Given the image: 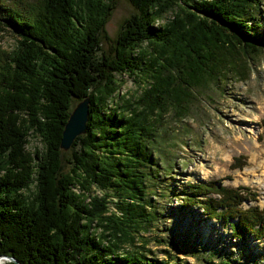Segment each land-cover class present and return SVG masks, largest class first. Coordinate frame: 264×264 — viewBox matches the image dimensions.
<instances>
[{
  "label": "trees",
  "instance_id": "16d2710c",
  "mask_svg": "<svg viewBox=\"0 0 264 264\" xmlns=\"http://www.w3.org/2000/svg\"><path fill=\"white\" fill-rule=\"evenodd\" d=\"M126 2L134 13L105 49L116 0H0V35L15 37L11 51L0 48V256L16 262L4 264H170L135 244L157 221L163 120L187 116L210 81L247 78L264 45L256 31L264 8L260 0ZM122 75L139 93L118 105ZM85 98V132L62 152L71 104ZM30 138L39 142L31 151ZM254 195L207 181L184 188L179 203L227 223L240 241L264 239V207H240Z\"/></svg>",
  "mask_w": 264,
  "mask_h": 264
},
{
  "label": "rangeland",
  "instance_id": "374dc122",
  "mask_svg": "<svg viewBox=\"0 0 264 264\" xmlns=\"http://www.w3.org/2000/svg\"><path fill=\"white\" fill-rule=\"evenodd\" d=\"M260 5L264 8V0H260ZM133 13L126 0H116L104 28L103 48L111 45L110 40L115 38L124 19ZM260 22L264 25V19ZM261 23L256 29L259 33L264 31ZM14 39L3 32L0 48L11 51ZM246 68L248 76L244 80L227 77L199 88L189 102V114L179 122L173 115L163 120L167 125L164 134L167 144H161L164 147L159 160L161 171L152 197L157 221L135 243L143 248L144 254L156 260L166 259L170 264L221 260L231 264H264V239L247 234L240 241L231 235L227 223L205 218L197 206L181 211L179 203L181 191L188 185L214 181L230 188H246L255 194L240 204L242 209L264 207V45L251 56ZM120 78L123 83L117 93L118 105L122 99L134 100L139 93L135 80L126 75ZM37 140L30 138L26 149L39 147ZM239 156L244 158V166L231 169ZM165 167L169 172L164 171ZM95 194L101 196L98 191Z\"/></svg>",
  "mask_w": 264,
  "mask_h": 264
},
{
  "label": "water",
  "instance_id": "95a60500",
  "mask_svg": "<svg viewBox=\"0 0 264 264\" xmlns=\"http://www.w3.org/2000/svg\"><path fill=\"white\" fill-rule=\"evenodd\" d=\"M89 113V106L87 98L81 100L79 103L74 104L71 111L68 113L65 125L62 127L61 140H59V150L62 152L68 151L71 142L78 136L83 135L85 132L87 115ZM5 262L12 261V258L7 256H0Z\"/></svg>",
  "mask_w": 264,
  "mask_h": 264
},
{
  "label": "bare ground",
  "instance_id": "6f19581e",
  "mask_svg": "<svg viewBox=\"0 0 264 264\" xmlns=\"http://www.w3.org/2000/svg\"><path fill=\"white\" fill-rule=\"evenodd\" d=\"M5 261L3 259H0V264H4Z\"/></svg>",
  "mask_w": 264,
  "mask_h": 264
}]
</instances>
